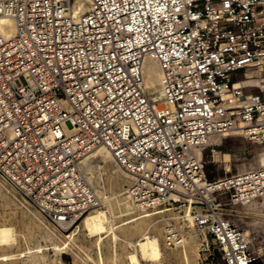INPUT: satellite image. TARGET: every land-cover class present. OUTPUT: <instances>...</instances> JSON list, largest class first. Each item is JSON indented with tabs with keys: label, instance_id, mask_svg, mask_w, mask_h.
I'll use <instances>...</instances> for the list:
<instances>
[{
	"label": "built area",
	"instance_id": "built-area-1",
	"mask_svg": "<svg viewBox=\"0 0 264 264\" xmlns=\"http://www.w3.org/2000/svg\"><path fill=\"white\" fill-rule=\"evenodd\" d=\"M76 1L0 0L14 24L0 30V177L66 229L99 204L81 160L104 146L135 212L186 207L209 224L208 256L256 263L230 208L264 199V165L210 180L203 151L243 121L264 125V0ZM147 57L162 70L163 105L145 87Z\"/></svg>",
	"mask_w": 264,
	"mask_h": 264
},
{
	"label": "rangeland",
	"instance_id": "rangeland-1",
	"mask_svg": "<svg viewBox=\"0 0 264 264\" xmlns=\"http://www.w3.org/2000/svg\"><path fill=\"white\" fill-rule=\"evenodd\" d=\"M236 84H239V82L237 81ZM158 94V91L153 93L150 90L151 96ZM220 140L221 142L207 146L203 151L204 169L208 179L212 180L221 177L225 172L239 171L243 166H262L257 163L260 155L264 154V133L254 139L246 137L243 132L231 133L222 136ZM93 163V170L90 174L92 177L87 180L95 193H98L96 194L99 204L96 207L107 211L111 207L110 209L116 211L115 193L121 192L120 197L127 201L124 189L128 183V175L121 170L122 168L114 160L107 162L99 160ZM225 164H227V167ZM85 175L86 177L87 175L89 176V174ZM103 197L105 200L101 199ZM105 202H108L107 206ZM108 204L110 207H108ZM112 205L115 206L113 207ZM240 207L242 206L230 208L232 218L237 225L244 228V231H248L246 234L249 236L250 249L257 258L254 264H264V220L261 223L253 224V219L258 218V216L252 212L249 214L248 211L245 212ZM179 214L183 213L173 210L169 214H164L162 219L157 222V225L159 224L160 228H162L165 221L175 222L172 217ZM115 219V221L118 220V218ZM80 221L81 218L66 229L51 225L34 208L24 202L0 177V225L11 228L10 240L0 243V264H99L98 254L100 253L102 255L105 254L103 255L104 258H108L104 264H113L114 262V264H130L127 254L133 250L132 245L127 242L117 241L116 245L118 247L114 248L110 238L106 237L101 242L100 249L97 250L98 245L95 246V237L89 236L82 229ZM116 223L118 224L119 222ZM129 225L122 226V229L123 232H126L125 235L128 239L134 240L137 236L129 232L131 229ZM120 229L121 226L117 228V232L124 234ZM193 232H195L196 236L195 240L188 242L190 246L187 251L188 260L183 257L181 246L167 248L164 245L163 230L161 229L159 238L163 251L162 256L158 260L153 261L140 258L137 264H218L216 251L214 252L215 257L212 259L211 256L207 255L208 251L202 250V247L198 250L200 235L196 229L194 231V228ZM70 233L71 235L68 236ZM209 246L211 248V245ZM3 256L6 258H1Z\"/></svg>",
	"mask_w": 264,
	"mask_h": 264
},
{
	"label": "bare ground",
	"instance_id": "bare-ground-1",
	"mask_svg": "<svg viewBox=\"0 0 264 264\" xmlns=\"http://www.w3.org/2000/svg\"><path fill=\"white\" fill-rule=\"evenodd\" d=\"M86 1H88V0H77L76 1V8H78L79 11L86 10V8L88 7V5L86 4ZM0 30L5 35H12L13 34L14 24H13V20L9 16H5V15L0 16ZM247 73L251 74V72H249V71ZM143 77H144L143 79H144L145 87L147 88V90L149 92H150V90L153 93H155L156 91L159 92L158 95H153L151 97L158 104L163 105V101L161 98L162 97V90H161L162 70L160 68L158 60L151 58V57H147L144 60ZM235 84H236V82H235ZM239 104L240 103H238V105ZM263 127H264V125H262V126L259 125V123H257V121L256 122L243 121L242 123L237 125L231 132L226 133L225 135H227V134L229 135L231 133L245 132L246 130L248 131L249 129H254L256 131L257 129H261ZM220 138L222 139V136H219L216 134L212 135L210 137V140H209V144H210L209 146H212L214 144L221 142ZM213 150H215V149H213ZM99 160L107 162V161L114 160V158H113L111 152L107 148H105L104 146H98V147L92 149L89 153H87L82 158L81 163H82V170L84 172V175L89 174V176L87 175L88 178L85 175V177L87 179H90L92 177V176H90V174L92 173V170H93V166H94L93 162L99 161ZM259 163L261 165H264V154L260 155L259 161L257 164H259ZM225 165L227 167V164H225ZM253 167L254 166H252V165L248 166V167L243 166L239 171L246 170V169L253 168ZM121 170L126 175H128L123 169H121ZM120 195H121V192H119L118 194L115 193V203L117 204V207L115 206L116 204L114 206H115V208H117V210L115 208H113V209H115L116 211H113L112 209H110L111 207L108 204V207H110V208H108L109 211L104 210V209L99 208V207H95V208L89 210L88 212H86L85 214H83L81 217V221H80L82 229L84 231H86L89 236L95 237L94 238L95 243H96L95 246L98 245L97 250L100 249V244L102 241H104V238H106V237L110 238V240L112 242V246H114V248L117 246L116 245L117 241H119V242L123 241V243L127 242L130 245H132L133 250L129 251L127 254L128 261L130 264H137L139 262L140 258L149 259L152 261L158 260L162 256V253H163L160 238H159V234H160L161 229L163 230V226H162V228H160L159 224L157 225V222L162 219L164 214H154L155 212L143 213V214L137 213L132 209L131 205L129 203H127L128 201H125V199L120 197ZM101 196H103V195H101ZM101 199L105 200L104 197ZM106 201H108V200H106ZM111 202H109V203L111 204ZM102 203H104V202H102ZM107 203L108 202H105L106 206H107ZM241 206L242 207H240V208H242L243 211L244 210H245V212L248 211L249 214H250V212H252L258 216V218L253 219V224H257L259 222L261 223V221L263 222V220H264V199H255V200L248 202L246 204H243ZM255 214H253V215H255ZM115 218H118V220L115 221L116 220ZM172 218L175 219V222L171 221L172 222L171 225L176 226V228L180 231L181 237L179 240H177V242H175L174 246H172V245L169 246L165 243H164V245H166L167 248H172L175 246H181V251L183 252V257L186 260H188L187 251L190 247L188 245V242L195 240V236H196L195 232H193V228H194V231L196 229V231L200 235L198 250H200V247L209 246L213 243L214 240L210 236L208 222L207 221L203 222L202 219H199L197 214L190 212V210L187 209L186 207L184 209L183 214L175 215ZM116 222H119V223L117 224ZM124 225H129V228H131L129 232H131L132 235L135 234L137 236L136 239H134V240L128 239V237L125 235L126 232L125 231L123 232V229H122V226H124ZM120 226H121L120 230L124 234H119L117 232V228ZM155 230H156V232H155ZM118 231H119V229H118ZM244 232L248 233L247 230ZM186 234H187V236H185ZM70 235H71V233L68 234V236H70ZM163 236H164V233H163ZM10 238H11V228L7 227L5 225H0V243L8 242L10 240ZM112 249H113V247H112ZM116 249H114V250H116ZM196 249H197V247H196ZM39 250H40V248H39ZM98 252H100V251H98ZM36 254H34V255H36ZM113 254H114V252H113ZM103 255H105V254H103ZM103 255L101 253L98 254L99 264H104L106 262V260H108V258H104ZM112 255H109V256H112ZM1 258H6V257L3 256ZM112 260H114V258H112ZM112 260L110 259V261H112ZM115 261H116V259H115ZM112 263H113V261H112Z\"/></svg>",
	"mask_w": 264,
	"mask_h": 264
}]
</instances>
